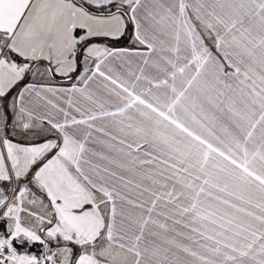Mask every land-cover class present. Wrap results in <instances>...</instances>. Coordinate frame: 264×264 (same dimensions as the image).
<instances>
[{"label":"snow or ice","instance_id":"6c2138e0","mask_svg":"<svg viewBox=\"0 0 264 264\" xmlns=\"http://www.w3.org/2000/svg\"><path fill=\"white\" fill-rule=\"evenodd\" d=\"M0 264H264V0H0Z\"/></svg>","mask_w":264,"mask_h":264},{"label":"trees","instance_id":"16d2710c","mask_svg":"<svg viewBox=\"0 0 264 264\" xmlns=\"http://www.w3.org/2000/svg\"><path fill=\"white\" fill-rule=\"evenodd\" d=\"M34 251H35V249H34Z\"/></svg>","mask_w":264,"mask_h":264}]
</instances>
